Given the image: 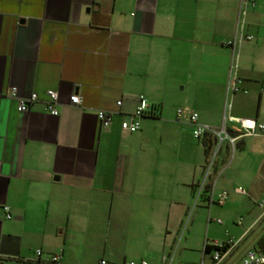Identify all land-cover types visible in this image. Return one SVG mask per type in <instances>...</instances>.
Returning <instances> with one entry per match:
<instances>
[{
    "label": "crops",
    "instance_id": "1",
    "mask_svg": "<svg viewBox=\"0 0 264 264\" xmlns=\"http://www.w3.org/2000/svg\"><path fill=\"white\" fill-rule=\"evenodd\" d=\"M235 36L232 51L225 43ZM229 75L246 95L227 93ZM47 91L57 94V117ZM75 93L80 107L69 105ZM32 94L38 101L18 113ZM139 97L152 113L124 133ZM98 111L112 112L108 129ZM190 113L214 130L222 121L244 152L255 148L247 139L264 137H240L232 121L264 125V0H0V264L53 255L59 264L172 262L178 229L217 171L205 178L209 152L202 140L193 147ZM262 219L264 209L231 245L204 239L185 264H206V244L226 248L219 264H239L259 248ZM193 236L182 250L192 251Z\"/></svg>",
    "mask_w": 264,
    "mask_h": 264
},
{
    "label": "rangeland",
    "instance_id": "2",
    "mask_svg": "<svg viewBox=\"0 0 264 264\" xmlns=\"http://www.w3.org/2000/svg\"><path fill=\"white\" fill-rule=\"evenodd\" d=\"M194 88L191 87V89ZM189 89L190 87L187 88V92H190ZM221 116L223 123L228 121L227 109H223ZM244 120L254 121L253 119L232 118V121L236 122L240 129L241 121ZM222 121L215 129L216 131H220ZM192 142L195 149L201 144L195 139ZM246 144L249 147L254 144L255 148L251 153L237 149V145L234 146L232 151L228 142L222 141L220 143L216 140V144L214 143V146L209 151L205 169H207L209 162L212 160L213 167L210 172L213 171L214 167L217 169L211 182L213 193L226 192L228 198L222 207L216 205L209 207L206 201L198 200V198L194 199L182 226L178 229L176 244L170 253L171 255L173 254V261L169 262V259L165 264H185L188 262L187 260L190 261V258L201 256L202 250L199 246L200 243L204 242V239H208L211 243L238 240L240 235L249 227L253 218L262 213L264 208H259V205L264 202V194L260 193V190H264V164L261 166L264 158V137L247 139ZM217 146H219V152L213 157V152ZM235 188L243 189L246 195L234 194L233 190ZM208 219H210V222ZM217 221L220 223H216ZM238 221H240V225L237 224ZM261 222L264 224V219ZM187 232L194 234L192 239L195 247L190 252L182 250L180 245L181 238ZM257 232L258 230L252 232L245 242H242L241 247L248 241L253 240ZM260 240L264 241V234H262L258 244ZM240 252L241 248H235L231 252L230 257L235 255V253L239 255ZM208 258L209 256L205 255L206 264H208Z\"/></svg>",
    "mask_w": 264,
    "mask_h": 264
},
{
    "label": "built area",
    "instance_id": "3",
    "mask_svg": "<svg viewBox=\"0 0 264 264\" xmlns=\"http://www.w3.org/2000/svg\"><path fill=\"white\" fill-rule=\"evenodd\" d=\"M257 0H241L243 5H249L250 7L254 8L255 3ZM245 41L251 40L250 36H244ZM238 42V36H235L231 41L225 43L226 47H229L234 51ZM226 90L228 94L236 95L242 94L246 95L247 91L243 88V80L239 77L229 75L227 80ZM10 96L12 98H16V90L13 88L10 90ZM46 97V111L52 117H57L58 112L55 108L58 102L57 94L54 91H47L45 93ZM38 101V96L36 94L30 95L27 99L19 100L17 105V112L18 113H25L28 111L29 106ZM82 104V98L78 93H75L70 96L69 98V105L73 107H80ZM121 102H116V106L119 107ZM151 107L147 100L144 97H139L137 106L134 112L129 115V119L122 121L120 123V129L124 133L133 134L139 131L140 129V120L145 116L147 113H152ZM181 114V111H178V115ZM111 117L112 112H105V111H98L96 114L97 121L102 129H108L111 125ZM190 124L193 126L192 136L193 139L200 141L206 137H213L220 143L222 141L228 142L231 150L233 151L234 146L238 140L237 137H230L228 135V130L223 125L220 131H216L211 127L202 125L198 122V115L196 113H192L189 117ZM238 133L240 137H254L259 133L264 132V125L258 124L255 121L244 120L241 121V129L238 128ZM219 152V146H217L213 152V157L217 155ZM213 167V162H209V165L206 169L205 178H208L210 175V169ZM237 193L245 194V191L242 189H236ZM228 198V194L226 192H221L217 197H214L213 190L210 188L208 202L210 204H217L218 206H223ZM264 202L261 203L260 207H263ZM3 216L6 220L11 219L9 208L6 206L2 207ZM216 223H220L217 221ZM233 244L232 240H228L227 245ZM41 254L40 250L36 251V256L39 257ZM224 253L213 252L211 255V260L213 264H219L223 259ZM163 261H166V258H163ZM19 264H59V256L53 255L50 260L46 262L37 261L35 263H25L20 262ZM99 264H106L105 261H100ZM124 264H147L144 261L135 263V262H127ZM239 264H264V250L263 249H249L246 250L243 257L241 258Z\"/></svg>",
    "mask_w": 264,
    "mask_h": 264
},
{
    "label": "trees",
    "instance_id": "4",
    "mask_svg": "<svg viewBox=\"0 0 264 264\" xmlns=\"http://www.w3.org/2000/svg\"><path fill=\"white\" fill-rule=\"evenodd\" d=\"M228 135L230 137H234V135H236V133H233L232 131L228 130ZM202 142H204V148H205V152L208 153L210 151V149L214 146V143L216 144V139L213 137H206L202 139ZM237 145V144H235ZM237 147V146H236ZM203 194L202 197L205 201H208V197H209V192H210V186L206 185L203 187L202 190ZM260 249L264 250V241L259 242V246ZM225 247L223 246H210V245H205L204 249H203V253L204 255H212L213 252H219V253H225Z\"/></svg>",
    "mask_w": 264,
    "mask_h": 264
}]
</instances>
